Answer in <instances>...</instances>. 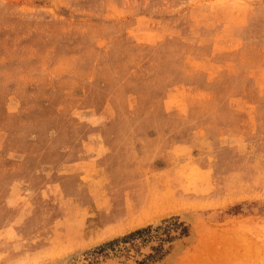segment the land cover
Returning a JSON list of instances; mask_svg holds the SVG:
<instances>
[{
	"label": "rangeland",
	"instance_id": "374dc122",
	"mask_svg": "<svg viewBox=\"0 0 264 264\" xmlns=\"http://www.w3.org/2000/svg\"><path fill=\"white\" fill-rule=\"evenodd\" d=\"M0 264H264V0H0Z\"/></svg>",
	"mask_w": 264,
	"mask_h": 264
}]
</instances>
